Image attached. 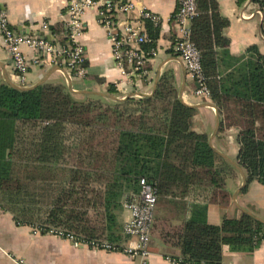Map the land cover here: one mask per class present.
Masks as SVG:
<instances>
[{
    "label": "trees",
    "instance_id": "obj_1",
    "mask_svg": "<svg viewBox=\"0 0 264 264\" xmlns=\"http://www.w3.org/2000/svg\"><path fill=\"white\" fill-rule=\"evenodd\" d=\"M250 2L262 13L264 37V0ZM196 3L190 29L209 90L203 101L219 109V131L238 130L235 160L246 176L241 191L253 180L264 189V54L253 45L248 48L252 56L222 63L229 21L217 0ZM150 24L146 31L155 43L158 28ZM50 29L64 40L60 24ZM107 92L115 89L109 86ZM195 112L179 100L170 69L151 95L122 101L97 94L77 97L66 85L49 81L27 90L2 82L0 209L41 233L62 230L122 249L129 237L122 232L123 200L138 192L143 177L157 192L151 234L176 248L175 257L221 264L224 245L253 251L264 231L253 216L245 212L223 217L220 224L207 221L208 203L229 201L228 181L238 172L210 146L206 133L192 129ZM168 198L184 209L179 224L167 214Z\"/></svg>",
    "mask_w": 264,
    "mask_h": 264
},
{
    "label": "crops",
    "instance_id": "obj_2",
    "mask_svg": "<svg viewBox=\"0 0 264 264\" xmlns=\"http://www.w3.org/2000/svg\"><path fill=\"white\" fill-rule=\"evenodd\" d=\"M130 1L135 4L136 9L131 13H120L118 15L120 25L125 20H131L137 16L142 8L158 14L161 18L159 25L148 20L143 23L144 31L149 38L146 22L158 28L155 43L150 38L148 42L140 45L146 51L151 49L156 51L155 56H151L147 62L148 75L145 78H138L134 74L125 76L120 74L112 58L106 31L98 22L96 10L88 9L83 14L84 30L80 35V41L85 48V64L88 70L85 79L72 78L63 67L45 63L28 69L27 86L42 79L67 86L69 76L71 85L76 90L110 94L107 91L109 86H112L115 89V93L110 94L112 96L123 98L132 95L138 98L144 94L153 93L161 74L170 69L174 74L178 98L181 94L182 100L192 106L211 102L194 96V79L174 51L176 31L173 17L178 7V0ZM217 1L219 11L229 21L224 29L228 43L221 56L222 63L229 64L252 56L253 51H249L248 48L253 45H256L259 52L264 54V37L260 32L261 12H257L258 10L250 0H245L241 4L238 0ZM0 6L6 9L9 24L18 33L43 34L41 30L43 22H47L50 28L60 24L62 29L65 0H0ZM22 51L27 57L34 55V52L26 46L22 47ZM6 79L12 82V71L9 66V55L3 48L0 35V83L6 82ZM218 115L217 125V114L213 108L205 105L196 107L192 117V129L199 133H206L215 151L229 156L230 150L233 153L230 158L236 161L238 130L230 127L219 131L221 119L219 109ZM228 135L231 138L234 137V145L228 140ZM241 183V175L238 172V178L228 181V190L231 193L229 201L223 203L217 200L208 203V222L220 224L223 217L239 218L246 211L264 220L262 185L253 180L248 183L244 191H237ZM169 201L170 198H168ZM170 203L167 214L172 215L173 224H179L184 219V209L177 208L178 206H174L172 201ZM128 217L129 212L124 209L121 216L122 232L123 224ZM131 241L133 239L128 237L122 243V248ZM148 251L146 257H131L122 249L108 251L85 245L75 246L72 241L57 235L41 233L33 226L18 224L11 213L0 209V264H171L168 258L179 255L176 248L163 243L155 234H151ZM221 264H264V240L253 251H233L224 245Z\"/></svg>",
    "mask_w": 264,
    "mask_h": 264
},
{
    "label": "built area",
    "instance_id": "obj_3",
    "mask_svg": "<svg viewBox=\"0 0 264 264\" xmlns=\"http://www.w3.org/2000/svg\"><path fill=\"white\" fill-rule=\"evenodd\" d=\"M88 9L96 10L98 22L106 31L112 58L120 74L124 76L134 74L138 78H145L148 75L147 62L151 56H155L156 51L154 49L146 51L140 46L150 40L144 31L143 23L148 20L155 25L161 24L158 14L142 8L137 16L125 20L120 25L118 15L131 13L136 9L135 4L130 0H65L61 30L64 40L61 42L56 39L47 22L41 24L42 35L16 32L9 24L6 9L0 6L1 42L9 55L12 82L18 86H27L28 69L45 63L63 67L72 78L85 79L88 70L85 64V48L80 41V35L84 30L83 14ZM196 15V0H178V7L173 17L176 31L174 51L182 60L186 71L195 80L194 96L203 100L209 97V90L205 83L200 51L191 39L190 29L191 21ZM23 46L30 48L34 55L27 57L22 51ZM138 186V192L129 193L123 200V207L129 212V217L123 224V232L133 241L124 246L122 251L131 257H146L149 253L148 244L157 192L155 185L143 177L139 179ZM35 230L40 232L38 228ZM47 233L72 241L75 246L85 245L108 251L117 250L105 240H83L71 233L65 234L62 230L56 229H49ZM261 237V240H264V231ZM168 259L171 264H207L183 262L179 257L174 256Z\"/></svg>",
    "mask_w": 264,
    "mask_h": 264
},
{
    "label": "water",
    "instance_id": "obj_4",
    "mask_svg": "<svg viewBox=\"0 0 264 264\" xmlns=\"http://www.w3.org/2000/svg\"><path fill=\"white\" fill-rule=\"evenodd\" d=\"M261 14H262V13H261ZM40 35H42V33H41ZM45 80H46V79H42V80L38 81V82L35 83V84L29 85V86H24V87H22V86H18V85H16L15 83L9 81L8 79H6V83H7L8 85H10L11 87H13V88L20 89V90H27V89H31V88L36 87L37 85H39V84L45 82ZM67 88H68L69 91H70L72 94H74L75 96H77V95H81V94H91V93H93V94H98V95H100V96H103V97L109 98V99L114 100V101H122V100H126V99H128V98L133 97L132 95H129V96H125V97H123V98H118V97L112 96V95H110V94L101 93V92H97V93H96V92L86 91V90H76V89H74L73 86L71 85V80H70L69 76H68V81H67ZM151 94H152V93H151ZM151 94H144V95H142V96H149V95H151ZM179 100H180L183 104H185V105H187V106H190V107H194V108H196V107H200V106H203V105H205V106H209V107L213 108V109L216 111V114H217V125H218V122H219L218 117H219V115H218V108H217V106H216L215 104H213V103H211V102H206V103H204V104H197V105H195V106L188 105V104H186V103L182 100V98H181V94L179 95ZM208 143L210 144V146H212V144H211V139L208 140ZM216 152H217L218 154H220V155H221L225 160H227L230 164H232V165L236 168V170L239 172V174L241 175L242 183H241V185L239 186V188H238V190H237V191H240V190L245 186V184H246V176H245V173L243 172L242 168L237 164L236 161H234L233 159L228 158V157H227L225 154H223L222 152H219V151H217V150H216ZM246 213L249 214V215H251V216H253L254 218H256L257 220H259L260 222H262V223L264 224V220H263V219H260V218H258V217H256V216H254V215L251 214L250 212H247V211H246Z\"/></svg>",
    "mask_w": 264,
    "mask_h": 264
},
{
    "label": "rangeland",
    "instance_id": "obj_5",
    "mask_svg": "<svg viewBox=\"0 0 264 264\" xmlns=\"http://www.w3.org/2000/svg\"><path fill=\"white\" fill-rule=\"evenodd\" d=\"M228 140L231 141L233 145L235 144V143H234V137L231 138L230 135H228ZM229 153H230L229 156H228V155H227V156L230 158V157L233 156V153H232L230 150H229ZM230 159H231V158H230Z\"/></svg>",
    "mask_w": 264,
    "mask_h": 264
}]
</instances>
